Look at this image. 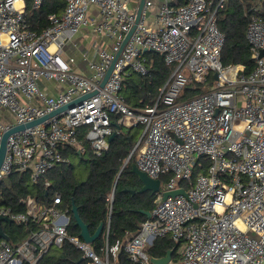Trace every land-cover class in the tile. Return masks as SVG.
<instances>
[{"label": "built area", "instance_id": "built-area-1", "mask_svg": "<svg viewBox=\"0 0 264 264\" xmlns=\"http://www.w3.org/2000/svg\"><path fill=\"white\" fill-rule=\"evenodd\" d=\"M44 1L31 0V6L39 9ZM62 1L63 11L49 14L37 32L29 27L26 0H0V110L13 118H0V139L71 105L7 138L0 187L15 173L38 181L68 162L64 148L84 152L81 129L92 154L102 156L113 134L112 116L124 128L143 127L142 143L132 151L135 165L152 179L168 180L163 189L160 184L149 218L124 244L109 247L106 231L103 257L68 233L71 215L60 208V193L48 205L26 196L16 210L3 204L0 188V217L29 228L15 245L0 238V264H39L66 242L87 264H120V248L134 263L154 264L146 248L166 236L180 245L178 259L167 264H264V19L256 6L245 30L254 65L245 74L243 66L221 62L225 35L218 14L230 0H144L137 21L141 0ZM84 29L102 44H73ZM71 43L88 74L74 70V56L64 57ZM147 52L159 54L172 71L155 101L136 113L119 92L126 70L148 75ZM211 80L207 91L181 100L186 86ZM178 189L186 195L162 200L164 191ZM7 223H0L6 235Z\"/></svg>", "mask_w": 264, "mask_h": 264}, {"label": "trees", "instance_id": "trees-1", "mask_svg": "<svg viewBox=\"0 0 264 264\" xmlns=\"http://www.w3.org/2000/svg\"><path fill=\"white\" fill-rule=\"evenodd\" d=\"M253 4L257 8L256 15L264 19V0H230L218 14V28L225 35V44L221 52L222 65L243 66L245 74L251 72L254 65L249 53V44L245 38L248 18L252 13L250 7ZM26 9L30 29L40 32L47 26L46 18L49 14H59L63 11L64 2L45 0L39 9H33L31 0H26ZM144 55L149 64L148 75L142 77L126 70L119 92L125 105L136 113L155 101L159 89L172 71V67L166 66L159 54L147 52ZM207 90H204L202 85L190 84L184 88L181 100L187 99L189 94L194 97ZM111 127L115 136L109 143L108 151L100 157L92 154L89 144L84 140V129L80 130L79 139L85 147V152L80 156L89 155L88 169L84 177H80L74 171L69 161L56 166L36 182H33L28 174H12L2 181L0 187L4 196L3 204L22 210L19 200L31 196L40 203L48 205L54 194L60 193L62 198L60 208L68 209L71 215L67 228L69 234L79 235L80 232L72 217L73 204L90 234H93L102 223L99 237L91 243L99 257L104 256L102 249L105 246L107 225V245L112 247L116 243L124 244L127 234L135 233L141 223L147 219L142 212H151L157 195L150 192L138 193L141 183L134 174L130 173V164L135 162V154L131 155L126 166L122 168L123 161L133 148L136 134H131L129 129L134 127L124 128L118 125L117 116L111 117ZM61 152L66 157L77 156V151L73 148H64ZM82 157L80 160L84 161ZM203 163L206 162L203 161ZM203 168L205 166L195 170L194 175ZM159 180L166 182L168 177L159 178ZM45 182H49L50 186L46 188ZM130 190L135 191V194H131ZM7 225L13 234V236L8 235L13 245L29 232L28 227H16L11 223ZM175 245L176 242L166 236L155 240L146 252L150 257L162 258L167 251L174 249L172 261L175 262L180 248V245L177 247ZM81 257V252L66 242L61 248H51L39 264H87V260L84 259L78 262ZM117 259L120 264H137L128 258L122 248L119 250ZM110 261L112 262L111 257Z\"/></svg>", "mask_w": 264, "mask_h": 264}, {"label": "water", "instance_id": "water-1", "mask_svg": "<svg viewBox=\"0 0 264 264\" xmlns=\"http://www.w3.org/2000/svg\"><path fill=\"white\" fill-rule=\"evenodd\" d=\"M143 1L144 0H141L140 2V6H139V10L137 12V18H136V21L138 20L139 18V14H140V10H141V7L143 5ZM133 29L127 34V36L125 37L122 45H121V48H120V51L121 49L123 48L124 44L127 42L130 34L132 33ZM120 51L116 54V58L118 57ZM264 56V52H260V55L259 57H262ZM114 63V62H113ZM113 63L112 65L110 66V68L108 69V71L106 72V75L103 79V81L101 82V87L104 85L105 81L107 80L111 70H112V67H113ZM214 79H216V74L213 75ZM71 105H66V106H63L55 111H53L52 113L46 115L45 117L41 118V119H38L32 123H28V124H25V125H22V126H15L13 127L12 129L4 132L1 136V139H0V166L2 164V161H3V158H4V155H5V150H6V140L7 138L15 133V132H18V131H21V130H24L25 128L27 127H31V126H34L40 122H42L43 120L45 119H48L49 117H52L62 111H64L65 109H67L68 107H70ZM114 134H112L110 137H109V142H111V140L114 138ZM130 173L134 174L137 179L140 181L141 183V188L138 190V193L142 194V193H145V192H150L151 194H157L160 190V180L159 179H152L150 178L149 176H147L144 172L140 171L135 163H131L130 165ZM131 194H135V191L133 190H130L129 191ZM179 194H182V195H186V192L183 190V189H178V190H172V191H164L162 193V200H165L167 197H175L176 195H179ZM71 213H72V217L75 221V224L79 227L80 229V232H79V236L86 242V243H93L100 235L101 233V230H102V223L99 224V226L97 227L96 231L93 233V234H90L88 232V229L86 227V225L81 221L78 213H77V209L76 207L72 204V207H71ZM147 218H149L150 216V212L148 211H145V212H142ZM1 221H7L10 223L9 220H7L6 218H1L0 217V222ZM0 238H3V239H6L7 240V236L3 233V231L1 230L0 228ZM178 243H176L175 247H177ZM174 252V249L172 250H169L167 251V253L165 254L164 257L162 258H153V257H150V260L151 262H153L154 264H167L171 261V258H172V254ZM83 261V257H81L79 259L78 262H82Z\"/></svg>", "mask_w": 264, "mask_h": 264}, {"label": "crops", "instance_id": "crops-1", "mask_svg": "<svg viewBox=\"0 0 264 264\" xmlns=\"http://www.w3.org/2000/svg\"><path fill=\"white\" fill-rule=\"evenodd\" d=\"M88 41H90V42H88ZM94 43H97L98 45H100V44H102V39H100L99 37H96V36H94L93 35V33L91 32V31H89V30H86V29H84V30H82V31H80V33L78 34V35H76L75 36V38L73 39V44H78V46H79V48H91V46L94 44ZM104 45V44H103ZM91 52V51H90ZM90 55H91V57H93L94 56V53L93 52H91L90 53ZM66 56H74L75 57V59H76V64L74 65V70L75 71H77V72H81V73H86V74H88V70L86 69V67H85V64L80 60V54H79V52H78V49H74V48H72V43L71 44H69V45H67V47L65 48V51H64V57H66ZM45 86H47V87H51V85H47L46 83H43ZM1 112L3 113V114H5L6 115V118H3L2 117V119L4 120H6L7 122H10V123H13V118H12V116L8 113V112H6L5 110H1ZM131 132V134L132 133H135L136 135H135V139H134V141H133V148H132V150H131V152H130V154L128 155V157L123 161V165H122V168H124L125 166H126V164L128 163V161H129V159H130V157H131V155H132V151H133V149L136 147V145L138 144V143H142V135H143V127L142 126H137V127H134V128H132V129H129ZM77 151V150H76ZM85 152V151H84ZM84 152H82V154L84 153ZM81 155V153H79V151H77V157L78 158H81L82 156H80ZM67 159H68V161H69V157H67ZM135 163V162H134ZM131 165V164H130ZM1 223V222H0ZM7 224H10V223H7ZM107 230H108V225H107ZM5 234V233H4ZM12 235L13 236V234L10 232V233H8L6 236H7V241H9V238H8V235ZM134 233H132V234H127V237H126V240L128 239V238H130L132 235H133ZM10 235V236H11ZM3 239V238H2ZM4 240H6V239H4ZM22 240V239H21ZM10 242V241H9ZM20 242V241H19Z\"/></svg>", "mask_w": 264, "mask_h": 264}, {"label": "rangeland", "instance_id": "rangeland-1", "mask_svg": "<svg viewBox=\"0 0 264 264\" xmlns=\"http://www.w3.org/2000/svg\"><path fill=\"white\" fill-rule=\"evenodd\" d=\"M88 42H90V41H88ZM213 80H211L210 81V83H208V84H202V86H203V88H204V90H207V89H209V85L212 83L213 84ZM158 94L159 93H157V95H156V98H157V96H158ZM191 97H193V96H191L190 94H189V97L188 98H191ZM187 98V99H188ZM1 117H3V118H6V115L5 114H3L2 112H1V110H0V118ZM5 120V119H4ZM5 122H7L6 120H5ZM89 155H83V157H82V159L84 160V161H81L80 160V158H78L77 156H75V155H71L70 157H69V163H71V165H72V167H73V169H74V171L76 172V173H78V175L80 176V177H84L85 175H86V173H87V169H88V167H87V162H88V159H89V157H88ZM163 178V177H162ZM164 184H165V182L163 181V180H161V188L163 189L164 188ZM14 226H16V225H14ZM17 227V226H16ZM148 248V247H147ZM146 248V249H147Z\"/></svg>", "mask_w": 264, "mask_h": 264}]
</instances>
